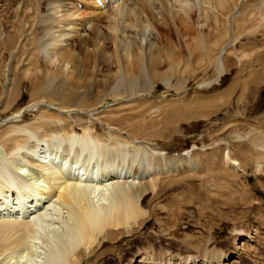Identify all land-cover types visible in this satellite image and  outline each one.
Returning <instances> with one entry per match:
<instances>
[{
  "label": "rangeland",
  "instance_id": "rangeland-1",
  "mask_svg": "<svg viewBox=\"0 0 264 264\" xmlns=\"http://www.w3.org/2000/svg\"><path fill=\"white\" fill-rule=\"evenodd\" d=\"M240 5L244 7L228 28L233 32L227 30L226 35L217 15L209 8L205 12V7L173 17L128 16L126 26L139 25V34L122 30L120 22L112 29L100 28L97 22L86 35L69 32L70 48L60 57L63 63H58L46 59L42 47L58 33H44L43 22L51 18L46 0H0V138H18L23 146L19 152H9L10 146L4 150L0 143V199L7 201H0V221L14 218L17 210L36 198L31 187L17 200L9 182L22 171L27 182H42L30 150L49 144L60 146L51 157L55 168L63 166L66 174L77 169L76 175L81 170L80 175H90L95 184L130 168L161 172L159 179L166 182L140 201L141 213L136 214L140 226L123 231L115 242H104L81 264H163L164 251L182 254L188 264H208L207 255L201 254L206 247L213 264L212 257L218 254L224 258L221 264H264V176L255 174L252 161L245 174L235 173L224 162L228 149L244 163L250 161L246 150L239 148V142L246 144L240 137L253 129L264 131V79L248 87L245 97L242 86L233 96L226 94L236 80L242 83L249 77L250 69L244 68L248 61L261 71L256 57L262 53L254 49L264 52V1L241 0ZM222 35L234 44L223 42L218 49L210 44ZM223 46H228L226 53L218 55ZM134 59H142L143 70ZM20 113L23 117L17 118ZM76 135L72 142L69 137ZM68 153L71 156L66 158ZM93 156L92 165L82 166ZM75 157L81 161L78 168L73 167ZM202 171L219 176L195 175ZM205 180L208 183L199 187ZM219 202L243 207L220 214L214 212ZM65 213L60 205L49 210L33 227L36 235L30 237L26 250L2 264L45 262L54 238L67 231Z\"/></svg>",
  "mask_w": 264,
  "mask_h": 264
},
{
  "label": "bare ground",
  "instance_id": "bare-ground-1",
  "mask_svg": "<svg viewBox=\"0 0 264 264\" xmlns=\"http://www.w3.org/2000/svg\"><path fill=\"white\" fill-rule=\"evenodd\" d=\"M211 1L212 0H205V1L203 0L202 1L201 0H46V6H47V12H48L47 15H50L51 18H48V20H44L43 22L44 23L43 26H45L44 33L47 35H51L54 32L56 33L58 32V33L56 34L54 39L47 41L46 45H42L44 53L46 54L45 57L46 59L50 58L49 60H51L52 62H58V63L62 62L63 63L65 59L60 60V57L63 54V52L66 53V51L69 50L70 48V40L72 37L69 32L72 30H78V32L79 31L85 32L84 34L86 35V32L92 29L91 25L94 26L93 24L97 22L100 28L105 27L106 29L108 28L112 29L113 26L115 25V22L116 23L120 22L119 26L124 25L122 26L124 27V29L122 30H125L127 33L137 34L138 32L137 26L139 25L135 26L132 22V25L129 26V24H127L128 26H126V21H125L126 18L128 16L132 17V15L138 17L139 19L142 16L149 17L150 15H154V16H157V18H160V16H163V14L164 15L172 14L170 16L173 17L183 12L188 14L192 12L194 8H198V10H202V8L205 7V12H208L211 10L213 13H215V15H217V18L220 20V27L221 29L224 30L222 31L225 34L228 28H230V23L234 20L233 16L235 15L236 17L237 15H239L240 13L239 10H241L244 6L240 8V6H242L240 5L241 0H214L216 3L215 6L211 5L215 3H211V4L209 3ZM206 8H209L210 10L208 9V11H206ZM24 10L26 11V9ZM89 10H91V12H89ZM102 23L104 24L103 26L101 25ZM234 24L236 23L234 22ZM229 31L233 32L230 29L228 30V32ZM74 33L76 34V32ZM139 33L140 32H138V34ZM223 36L224 35L220 36V38H217L218 41L216 39V41H213V43H211L212 41L210 42L209 40L210 44H212L214 47L218 49V46L221 45V43L223 42L225 43V45H228V46L233 43L230 40L225 42V38L227 37L226 36L223 37ZM48 38H51V37H48ZM232 39H235V38H232ZM53 40L58 41V44L55 45L53 43L54 44L53 46L51 43ZM124 42L122 41L123 44ZM50 43H51V47H54L52 48V50L54 49V52L52 51L50 52V49H51L49 45ZM59 43H62V44L60 45ZM118 43H121V41H119ZM227 48L223 46L221 48V52H220L221 54H218V55H222V54L224 55L226 53L225 50ZM150 50L152 49L150 48ZM216 50H214L215 53H216ZM254 50H256L257 53H262L261 55L257 54L258 56L256 57V62H258L256 64L259 66L261 64V71H258V69L256 68L252 60L244 64L245 70L246 68L248 70L250 69L249 75H248L249 77H246L248 79L245 78V80L242 83L240 81L237 82L236 80L226 92L228 96H233L235 91H237L242 86L243 91L241 93V97H245L244 94L248 87L252 88L253 86L257 85V81L264 79V52H258V50H260L258 49V47L255 48ZM214 51H212L213 54H214ZM254 52L255 51H253L252 53ZM244 57L246 58L247 55L246 54L242 55V58ZM217 58H221V57L217 56ZM68 60L70 59L68 58ZM139 60L135 61L134 59L137 68L142 69L144 68L145 65L144 64L142 65V59H139ZM220 62H222L221 59H220ZM220 62L218 61V63ZM226 62H228L230 66L232 63L231 58L226 60ZM48 63L50 62L48 61ZM225 63L224 65H223V62L220 64H222L224 66L223 68L226 69V65L228 64L225 65ZM222 65H221V68H222ZM224 70L223 69L221 70L220 76H221V73L223 74ZM219 79L220 77L215 79V81L218 82ZM22 117L23 116L21 115V113L17 116V118H22ZM14 138L8 137V140L6 137H2V139L0 138V143L4 144L5 146L4 150L7 149L6 146H10L9 152H11L12 149L15 152H19L21 149H23L22 148L23 146L18 145V143L20 142L18 138L16 139ZM32 138H35V137H32ZM77 138H78L77 135L69 137L70 140L72 139L71 140L72 142L74 140L77 141ZM240 138L241 140H244L241 142H246V144L239 142V148L246 150L250 161L244 163L243 158L240 159L239 157H237V154L235 152H232L231 149H228L226 150L225 155H224V162L228 165V167L233 169L235 173H239V174L240 173L245 174L246 172L245 169L248 166H251L252 162H254L255 174L260 175V177L264 176V131H261L260 129H255V130L253 129L251 130L250 134L244 137H240ZM37 142L39 141L37 140ZM61 142L63 141L61 140ZM2 144H0L1 147H3ZM40 146L41 145L39 144V147L37 146L36 150H30V151L31 153L33 152V156L37 158L35 160L31 157L33 160L37 161L36 163H38L36 167H38L37 169H39L40 176L42 177L40 179H42V182L41 181L40 182L35 181L32 183H29L30 181L27 182L26 179L23 178L26 174L22 170H21L22 171L21 173H18L17 175H15L16 179L15 177L11 178V181L9 182L10 183L9 191L12 192L13 195L17 196L16 197L17 200L19 196L21 195L23 196V194H20V193L22 191L24 192L25 188H27L28 190V188H31V187H32V190L35 191L36 193V198L31 199L30 202H27L22 207L20 206L21 208L19 210H17L16 207L14 208V206L12 205L15 211L17 210L16 216L14 218L7 219L6 221L5 220L0 221V264L3 263V259L5 260V259L10 258V261H11V257L14 256V258H16L15 256L19 254L21 250H24L25 248H27L30 237L33 234H35L33 227L41 219H44L45 215L48 214L49 210L53 209V207L56 205L62 206L66 212L65 214H67L66 218L68 219H66L67 222L65 226L67 231L65 230L66 233H64L63 236L60 235L61 237L56 236V238H54V241L52 240L53 243L50 242L51 247L53 245L54 249L51 250L52 248L50 249V247L48 246L52 253L46 258L45 262L44 261L43 263L39 262V264L40 263L42 264H67V262L65 261L68 260L69 257L71 258L70 259L71 261L68 260L69 262L68 264H81V261L84 259V257L90 258L91 255L97 251V248L101 247L104 242H115L122 235L121 233H123V231L129 233L132 230H134L136 227L140 226V224H137L138 215H136L139 212L141 213L140 204H139L140 201L148 193V191L153 192L155 189H157L156 191H158V187L161 188L166 183V182H163L161 179H159V177H161L162 175L160 174L161 172L155 174V173L150 172V170H144V169L143 170L141 169L142 171L138 169L139 172H136L135 170H133L134 172H131L132 169L130 168L131 170L130 172L126 170L120 171L121 173L116 172L114 175L106 176L105 180H100L102 181L100 182V184H97V183L95 184V182H91V180H89L91 177L90 175H89L90 177L84 173L80 175L81 170L76 175L75 173H77L76 171L77 169L74 172L72 170V172L69 171V173L66 174L63 166H60L62 167L61 169H59L58 166L55 168L56 163L51 157L54 156L56 152H59L60 146L59 147L52 146V145L49 146V144L48 146H46V148L43 147V145L41 146L42 148ZM163 155L164 154H162V156ZM66 156L65 157L68 158V156H71V155H69L68 153ZM185 157H186V160L189 161L190 163L191 154L188 152L187 154H185ZM75 159L76 161L74 160L75 162L73 163L74 164L73 167L78 168L81 161L78 157H75ZM93 159H94V156L92 157V159L84 163V165L82 166L87 167L88 165L90 166V164L92 165ZM29 160L27 159V161ZM55 161H57V158ZM97 165L98 163L95 164V166ZM194 166H197V164ZM73 167L71 168L73 169ZM195 170H197V167ZM73 173H74V177L72 175ZM213 174L219 176L215 172L213 173L203 172V174L202 173L200 174V172L198 174L197 172V174L195 175H197V177L202 178L203 176H211ZM136 178H138L139 181ZM175 179H178V178H175ZM93 180L94 179H92V181ZM207 183H208V180H205L203 181L202 184L199 185V187H203ZM6 189H8V187H6ZM97 193L100 195V197L98 195L99 200L96 198ZM5 197H8L7 194ZM95 198L97 201L95 200ZM1 200L2 202L4 201L3 199H0V201ZM6 202L4 204H6ZM8 205L9 204H7L6 206L8 207ZM9 206L11 207V204ZM40 206H42V208H39V210L36 211L37 207H40ZM242 207L243 206L241 204L225 205L219 202V205L215 206L214 212L221 214L222 213L221 210H225V211H228L229 213H232L233 210H237ZM258 212H260V210H258ZM243 213L245 214V211H243ZM28 214L30 215L29 217H27ZM0 219L2 218L0 217ZM210 252L211 250L206 247L203 250V252H201V254H203V257L204 255H207L206 259H204V262L205 260H207L208 264H213L212 262H208L209 261L208 257L210 256ZM213 256H214L212 257L213 262L216 264H221V260L224 259L221 254L213 255ZM181 257H182V254H176L174 256L173 253L168 254L166 251H164V258H163L164 262L162 263L163 264H182L184 258L183 257L181 258ZM8 260L6 264L9 263ZM188 263H189V260L183 262V264H188Z\"/></svg>",
  "mask_w": 264,
  "mask_h": 264
}]
</instances>
